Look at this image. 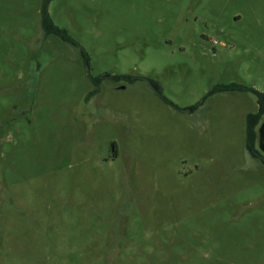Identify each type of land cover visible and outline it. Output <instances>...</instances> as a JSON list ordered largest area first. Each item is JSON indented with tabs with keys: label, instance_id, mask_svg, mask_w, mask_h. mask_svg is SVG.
<instances>
[{
	"label": "rangeland",
	"instance_id": "obj_1",
	"mask_svg": "<svg viewBox=\"0 0 264 264\" xmlns=\"http://www.w3.org/2000/svg\"><path fill=\"white\" fill-rule=\"evenodd\" d=\"M42 4L0 0V264H264L257 98H205L264 93V0Z\"/></svg>",
	"mask_w": 264,
	"mask_h": 264
},
{
	"label": "trees",
	"instance_id": "obj_2",
	"mask_svg": "<svg viewBox=\"0 0 264 264\" xmlns=\"http://www.w3.org/2000/svg\"><path fill=\"white\" fill-rule=\"evenodd\" d=\"M52 0H43L42 8H41V25L44 33L48 35H55L61 38L65 42H73L72 38L67 34L65 30L59 28L52 20L49 6ZM83 55L86 56V53L82 51ZM108 77H111L108 75ZM114 79L117 80H125L127 82L133 83L137 80L134 76H115ZM103 80L97 79L95 83L97 86ZM98 90H95L94 93H97ZM231 91H240V92H250L253 93L257 98V103L259 106V110L255 114H249L247 117V149L252 152L254 149V140L256 137V129L259 128V146L260 149L264 152V123L262 122L264 116V93L260 92L254 88L246 87L244 85L239 84H229V85H220L217 88L211 90L205 98L215 94V93H225ZM95 95V94H94Z\"/></svg>",
	"mask_w": 264,
	"mask_h": 264
}]
</instances>
